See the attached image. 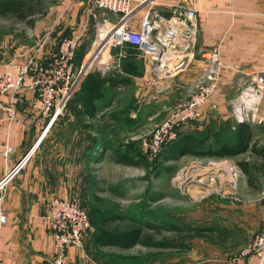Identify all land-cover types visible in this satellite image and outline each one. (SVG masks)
Here are the masks:
<instances>
[{
	"label": "crops",
	"instance_id": "obj_1",
	"mask_svg": "<svg viewBox=\"0 0 264 264\" xmlns=\"http://www.w3.org/2000/svg\"><path fill=\"white\" fill-rule=\"evenodd\" d=\"M88 1L47 0L44 12L35 16L39 18L33 17L32 25L18 21L25 29L32 27L34 30L28 35L31 40L13 46L10 59L34 53L40 62L47 63L56 54L60 40L72 34L79 35L74 52L81 45L87 51L93 39L94 22L92 16L85 15ZM177 4L195 11L198 34L193 52L179 65L159 74L143 65L132 46L123 44L109 48V56L121 51L123 57L119 66L108 72L128 76L130 85L116 87L111 96L96 100L94 103L98 109L94 118L76 117L65 109L66 113L57 118L55 125L50 123L45 128L23 165L11 174L0 200V212L5 217L0 223V260L3 264H52L55 249L43 217L47 198L52 195L72 198L71 193L83 183L80 171L83 173L88 169L91 178L94 165L106 153L112 156L110 148L94 144V137L95 140L108 137L109 128L115 122L160 121L172 107L184 100L202 55L210 47L217 45L222 68L218 88L205 107V118L211 117L215 121L230 119L231 106L237 101L239 89L256 73L264 71V0H156L149 15L151 18L166 16L170 7ZM142 13L143 9L136 18ZM108 17L115 20L111 14ZM10 59L0 66V70ZM31 97L25 91L17 95L13 101L16 115L12 121H6L5 113L0 110V151L4 143L12 147L6 158L0 152V177L14 165L47 122L45 115H39L29 106ZM7 100L5 95L0 96V104H6ZM263 114L264 102L260 107V118ZM76 119L85 127L58 130L61 125H73ZM94 121L103 123L101 131L94 129ZM53 135L58 139L56 144H46ZM253 138L264 140V128H256ZM96 153L99 155H94ZM243 176L242 182L247 187ZM92 250L93 247L85 244L82 249L67 246L65 256L76 264H112L110 260H97ZM211 252L202 256L203 260H184L179 264H223L228 255L217 250L213 255ZM116 264L125 263L117 260ZM133 264H157V260H140Z\"/></svg>",
	"mask_w": 264,
	"mask_h": 264
},
{
	"label": "built area",
	"instance_id": "obj_2",
	"mask_svg": "<svg viewBox=\"0 0 264 264\" xmlns=\"http://www.w3.org/2000/svg\"><path fill=\"white\" fill-rule=\"evenodd\" d=\"M155 1L89 0L85 15L94 18L92 42L100 33L106 39L99 48L97 57L91 62L95 61L94 66L89 65L88 68L96 67L101 74L117 68L123 53L118 51L115 56H109L106 51L123 44L132 46L143 65L154 73H165L167 69L182 63L196 46L198 26L195 11L191 7L177 4L170 7L166 16L151 18L149 10ZM142 9L143 13L136 18ZM108 14L113 15L115 20H110ZM78 39V34L62 38L56 54L47 63L40 62L34 53H30L9 61L0 70V96L8 97L6 104H0L6 121L14 119L16 109L13 101L23 91L32 95L29 106L39 115L47 117L43 130L65 110L82 75L78 73L82 60L77 71L73 65ZM102 53L106 56L103 61L98 62ZM221 68L218 47L213 45L202 55L197 72L188 86L187 97L169 110L163 119L152 122L151 127L139 136L142 148L155 155L182 125L204 119L205 107L218 88ZM263 83L264 71L256 73L245 89L256 91L262 96ZM256 112V106L243 110L240 99L231 106V117L235 121H248L249 114L252 121L264 120V114L255 119ZM31 149L27 148L0 177V200L9 177L23 165ZM11 151L9 144H2L0 152L4 158ZM241 175L243 172L233 157L190 155L173 171L170 181L192 200L214 197L239 201L241 196L238 194V180ZM43 217L55 249L51 263L76 264L65 256V248L73 246L82 249L83 238L89 227L85 209L74 198L52 195L46 200ZM4 220V214L0 212V223ZM0 264H3L1 260ZM223 264H264V226L241 250L226 256Z\"/></svg>",
	"mask_w": 264,
	"mask_h": 264
},
{
	"label": "rangeland",
	"instance_id": "obj_3",
	"mask_svg": "<svg viewBox=\"0 0 264 264\" xmlns=\"http://www.w3.org/2000/svg\"><path fill=\"white\" fill-rule=\"evenodd\" d=\"M33 30L32 27L25 29L10 16L0 15V66H4L10 59L13 54L12 48L16 43H24V40H31L28 35L32 34ZM29 42L31 43V41ZM105 56L102 53L101 58L103 59ZM101 58L98 59V62L103 61ZM94 64L95 61L92 64L90 63L91 67ZM93 69L97 70L96 67ZM78 73L83 74L80 70H78ZM248 85H250V82L239 89L236 98L239 100V96L243 92L242 101L250 103L249 107H257L254 117L259 119L261 116L260 107L264 102V83L263 89H261L262 96L259 93L245 89ZM244 92L246 93L244 94ZM121 97L126 96L122 95ZM132 98H134L133 94ZM258 102L259 104L257 105ZM131 110L132 107H130L129 112ZM64 113H66L65 110L50 122L51 125L53 126V123L55 125L57 118L64 115ZM231 118L235 121L233 116ZM248 121H252L251 114H249ZM151 123L149 120L146 122H115L109 128L107 135L114 141L117 139L121 142L133 140L134 144L146 153V159L150 167L142 168L115 163L110 159V155L106 153L94 165L91 178H89L88 169L86 171L83 170V173L80 171L83 183H80L78 189L74 190L71 195L91 218V220L88 218L89 227L83 238V243L87 247L89 245L92 248L91 240L95 231L91 222L92 219H95L101 212L113 211L122 216L110 222V225H115L117 228H126L132 225L141 226L144 219L171 221L189 225H212L223 232L224 239L209 241L205 237L194 236V238L189 240V248L187 250H176L173 248L156 249L138 243L126 248L109 244L93 247L92 254L95 258H98L97 260H120L118 258H121V256L116 255H124L126 256L123 259L125 264H133L140 260H157V264H179L184 260H203L202 256L206 257L211 252L210 249L214 252L216 250L222 253L225 252L228 255L241 250L252 239L254 234L259 232L264 226V185L260 192L251 193L247 190L244 182H242L243 174L238 180V194L241 196V200H220L214 197L192 200L189 195L182 193L170 181L173 171L190 154L181 155L175 160L161 164L159 159H154V155H151L140 145L139 136L151 127ZM73 125L67 124L65 127L61 125L58 130L67 131L73 127H85L84 123L77 121V119L73 121ZM42 130L27 148H33L37 144V139L39 137L41 139L45 131V129ZM48 139L50 140H46V144L49 145H54L58 141L54 135ZM85 176L86 178H84ZM142 229L145 230L144 228ZM159 234L171 235L169 231L163 228ZM214 252L210 254L213 255ZM111 263L115 264V262Z\"/></svg>",
	"mask_w": 264,
	"mask_h": 264
},
{
	"label": "trees",
	"instance_id": "obj_4",
	"mask_svg": "<svg viewBox=\"0 0 264 264\" xmlns=\"http://www.w3.org/2000/svg\"><path fill=\"white\" fill-rule=\"evenodd\" d=\"M46 1L0 0V15L10 16L16 21L32 25L33 17L40 16L44 12ZM85 53L84 45L74 52V70L79 68ZM90 63L86 54L79 69L83 74L66 103L65 109L76 117L94 118L98 109L94 103L96 100L107 95L111 96L114 88L128 86L131 83L128 76L117 72L101 74L98 70L88 68ZM93 127L97 131H101L103 123L96 121L93 123ZM256 128H264V121H234L232 118L215 121L211 117H204L202 121H189L178 129L173 138L162 145L160 151L154 155V159H159V162L163 164L185 154L233 157L245 175L249 191L259 192L264 185V140L253 138ZM112 140L109 137L96 140L95 137L93 138L97 147L111 149L113 162L142 168L150 167L146 153L139 149L133 140L125 142H121L119 139ZM94 155L98 156L99 154ZM120 217H122L121 214L104 211L92 219L91 222L95 228L91 240L92 247L114 244L126 248L138 243L156 249L187 250L189 240L194 236L205 237L209 241L224 239L223 232L212 225H189L151 219L142 220L141 226L132 225L126 228H117L115 225H110L111 221ZM162 228L169 231L171 235H160ZM116 256H121L118 258L120 260L126 258L124 255ZM116 261L111 260L115 264Z\"/></svg>",
	"mask_w": 264,
	"mask_h": 264
},
{
	"label": "bare ground",
	"instance_id": "obj_5",
	"mask_svg": "<svg viewBox=\"0 0 264 264\" xmlns=\"http://www.w3.org/2000/svg\"><path fill=\"white\" fill-rule=\"evenodd\" d=\"M106 39V36H104L103 33H100L96 39L92 42V45H91V48L87 51V53H85L84 57L82 58V64H83V61H84V58L87 54V58L88 60H90L91 62L97 57L98 53L100 52V47L101 45L103 44V41ZM102 59V58H101ZM103 60V59H102ZM82 66V65H81ZM81 68V67H80ZM251 92H256V91H251ZM243 93V92H242ZM246 92H244L245 94ZM239 99L241 100V102L243 103L242 104V108L243 110L246 108V107H249L251 104L250 103H247V102H243L242 101V94L240 95Z\"/></svg>",
	"mask_w": 264,
	"mask_h": 264
},
{
	"label": "water",
	"instance_id": "obj_6",
	"mask_svg": "<svg viewBox=\"0 0 264 264\" xmlns=\"http://www.w3.org/2000/svg\"><path fill=\"white\" fill-rule=\"evenodd\" d=\"M26 150H27V148H26ZM26 150H25V151H26ZM25 151H24V152H25Z\"/></svg>",
	"mask_w": 264,
	"mask_h": 264
}]
</instances>
